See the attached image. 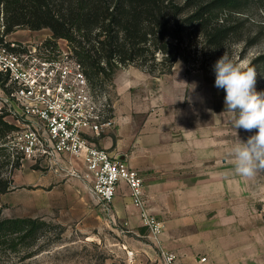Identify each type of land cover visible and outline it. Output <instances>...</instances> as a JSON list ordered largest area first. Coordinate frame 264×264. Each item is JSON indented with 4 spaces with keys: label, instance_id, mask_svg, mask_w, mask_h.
Returning a JSON list of instances; mask_svg holds the SVG:
<instances>
[{
    "label": "rangeland",
    "instance_id": "obj_1",
    "mask_svg": "<svg viewBox=\"0 0 264 264\" xmlns=\"http://www.w3.org/2000/svg\"><path fill=\"white\" fill-rule=\"evenodd\" d=\"M230 21L232 26L239 27V34L224 50L213 53L204 49L199 53L193 43V47L185 52L187 61H178L170 74L151 75L138 67L129 66L117 72L115 88L108 87L107 90L114 112L119 93L116 82L132 76L139 84L130 93H143L140 95L141 105L148 109V115L161 119L162 123L171 127L170 130L166 128V132L170 131L176 141H181L182 134L184 139H189L186 132L195 133L198 130L203 133L201 137H193L191 140L192 145L199 146L207 155V161L199 163L197 167L192 165L189 169L177 171L175 180L171 179L169 183L168 178L162 180L165 181V195L168 184L186 189L195 184V173H200L202 185L207 188L204 200L221 206L225 217L239 219L241 232L245 230L244 225L249 223L257 240V256L262 255L264 258V170L259 171L253 179L243 178L235 173L234 162L229 155L230 148L238 139L246 142L258 130H235L232 114L225 108L226 93L215 87L214 72L215 63L226 53L234 62L256 70L255 89L264 93V72L254 65L256 59L264 56V0H246L240 11L230 17ZM51 38L52 32L47 29L38 32L20 29L7 39L17 43H35L50 41ZM163 85L168 86L169 93L185 95L181 100L176 96L170 98L172 100L165 99L166 104H162V98H146L145 93H165ZM4 91L0 81V108L2 113L9 115L8 104L5 102L7 93ZM200 95L204 102L202 107L197 104ZM7 120L11 122L13 119L8 117ZM187 126H192V129ZM102 134L91 139L98 145ZM189 171L192 177L189 175L184 178L182 173ZM4 173L10 175L11 171L5 170ZM52 175L42 161L24 160L21 169L14 173V189L5 197L0 194L2 219H41L49 225L39 234L37 242L30 246L22 244L17 251H13L9 245L0 244V264H162L161 259L159 261V250L154 245L157 240L149 230V235L140 238L136 235V228L125 226L117 219L116 222L113 219L110 221V216L98 211L89 210L88 213L84 208H79L75 212L71 210L70 204H67V210L61 217V210L54 206L56 196L50 192L55 186ZM142 179L147 192L151 178ZM176 201L184 202L185 195L181 193L180 199ZM151 209L147 199L148 214L157 218ZM163 228L166 226L163 225ZM151 254H154L156 260L151 258Z\"/></svg>",
    "mask_w": 264,
    "mask_h": 264
},
{
    "label": "trees",
    "instance_id": "obj_2",
    "mask_svg": "<svg viewBox=\"0 0 264 264\" xmlns=\"http://www.w3.org/2000/svg\"><path fill=\"white\" fill-rule=\"evenodd\" d=\"M246 0H0L3 36L17 30H50L47 43L66 40L94 94L109 93L122 68L151 75L170 74L185 52L224 50L239 27L230 17ZM200 50L198 51V49ZM264 72V56L254 62ZM6 79V80H5ZM7 77L0 74L4 86ZM113 112V111H112ZM19 129L0 113V194L14 186L23 157L9 144ZM11 171L5 175L4 171ZM48 223L41 219L0 217V244L17 251L30 246ZM143 231V230H142ZM144 232V231H143Z\"/></svg>",
    "mask_w": 264,
    "mask_h": 264
},
{
    "label": "crops",
    "instance_id": "obj_3",
    "mask_svg": "<svg viewBox=\"0 0 264 264\" xmlns=\"http://www.w3.org/2000/svg\"><path fill=\"white\" fill-rule=\"evenodd\" d=\"M138 84L139 81H134L132 76L116 82L119 93L114 105L113 126L104 131L98 146L128 162L142 178H151L149 190L146 192L145 189V194L148 193L146 200L151 204L154 216L166 226L159 240L154 241L159 254L162 251L175 253L180 257L181 264H264L263 256H257V240L249 223L241 232L239 219L225 217L221 206L204 200L207 188L202 185L200 173H195V184L186 189L168 184L165 195V181L162 180L168 178L169 183L177 171L189 169L192 165L197 167L207 161V155L199 146L192 145L191 140L203 133L198 130L195 133L186 132L189 139H184L182 134L181 141H176L170 131L166 132V128L170 130L171 127H167L161 119L148 115V109L141 105L140 95L143 93H130ZM162 89L165 93H145L146 98H162L164 103H161L166 104V100L173 96L181 100L185 95L169 93L167 85H163ZM197 104L200 107L204 104L201 95ZM187 127L192 129V126ZM51 172L55 186L50 192L56 196L54 206L61 210V217L67 210V204L75 212L84 208L88 213L92 210L107 215L105 208L98 206L91 197L84 182L64 179L54 170ZM190 174L191 171L182 173L184 178ZM181 193L185 195L184 202L176 201ZM6 195L8 193L2 196ZM112 219L136 228V235L140 238L149 235L143 225L141 211L133 205L130 189L124 183L119 186L112 204L110 221ZM150 256L156 260L154 254Z\"/></svg>",
    "mask_w": 264,
    "mask_h": 264
},
{
    "label": "built area",
    "instance_id": "obj_4",
    "mask_svg": "<svg viewBox=\"0 0 264 264\" xmlns=\"http://www.w3.org/2000/svg\"><path fill=\"white\" fill-rule=\"evenodd\" d=\"M4 30L1 19L0 74L8 79L3 86L7 119L19 129L9 136V144L23 161H42L64 178L83 181L109 216L119 186L126 184L144 226L158 241L164 228L146 210L143 179L128 162L91 139L113 126L110 94L93 93L66 40L17 43L3 36ZM160 257L162 264H181L175 253L162 251Z\"/></svg>",
    "mask_w": 264,
    "mask_h": 264
},
{
    "label": "clouds",
    "instance_id": "obj_5",
    "mask_svg": "<svg viewBox=\"0 0 264 264\" xmlns=\"http://www.w3.org/2000/svg\"><path fill=\"white\" fill-rule=\"evenodd\" d=\"M214 72L215 87L226 93L225 108L232 114L235 130H258L246 142L238 139L229 150L235 173L253 179L264 170V93L255 89L257 72L226 53L215 63Z\"/></svg>",
    "mask_w": 264,
    "mask_h": 264
}]
</instances>
